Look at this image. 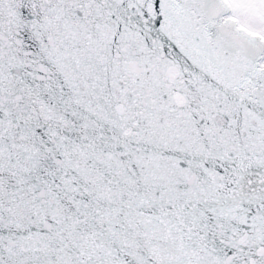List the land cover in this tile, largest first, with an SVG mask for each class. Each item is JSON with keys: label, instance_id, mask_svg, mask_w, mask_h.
<instances>
[{"label": "snow or ice", "instance_id": "6c2138e0", "mask_svg": "<svg viewBox=\"0 0 264 264\" xmlns=\"http://www.w3.org/2000/svg\"><path fill=\"white\" fill-rule=\"evenodd\" d=\"M0 264H264V0H0Z\"/></svg>", "mask_w": 264, "mask_h": 264}]
</instances>
